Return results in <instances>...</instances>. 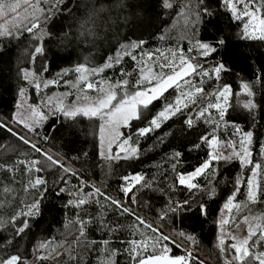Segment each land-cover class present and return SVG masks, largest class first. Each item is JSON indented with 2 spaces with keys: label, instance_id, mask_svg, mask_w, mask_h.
I'll use <instances>...</instances> for the list:
<instances>
[{
  "label": "snow or ice",
  "instance_id": "snow-or-ice-1",
  "mask_svg": "<svg viewBox=\"0 0 264 264\" xmlns=\"http://www.w3.org/2000/svg\"><path fill=\"white\" fill-rule=\"evenodd\" d=\"M130 7L133 5L128 0H87L82 10L80 0H0V20L3 21L0 23V39H16L27 32L35 41L28 53L30 65H35L39 57L45 56V38L53 36L49 25L64 13L75 16L79 11L81 15L76 32L65 31V39L91 38L90 42L94 44L99 31L107 29L115 40L101 63L93 64L89 57H84V62L62 69L54 79L44 78V73L49 71L47 60L40 63L39 69L32 66L18 68V77L24 84L17 89L19 99L16 111L11 120L0 119V129L7 130L42 159L0 162V172L5 174V178L12 183H21L23 192L32 197L31 203L21 200L20 207L7 219L0 218V231L9 227L13 230L10 238H0V264H30L18 251L12 254L8 249L15 237L22 236L31 228V219L40 215L41 202L48 192L49 182L43 175L37 174L52 168L59 169L62 174L53 181L54 185H68L70 177H78V173L68 167L63 158L58 159L43 151L28 136L15 131L10 126L13 122L29 133L39 135L37 129L50 117L62 116L69 121L83 117L97 121L99 155L105 161L113 162L139 157L138 142L133 135L122 132V128L131 127L133 121H143L146 126L138 128L134 135L144 137L177 115L186 117L184 123L189 129L200 120L211 125V131L200 136V141L209 151L207 159L192 172H176V163L171 165L176 176L169 190L175 192L177 186H183L190 195L182 201L169 197L158 219L173 222L177 215L192 211L194 204L199 215L207 217V205L197 202L194 193L204 192L214 196L215 187L210 178L218 174L217 165L238 162L241 174L235 178L233 190L221 209V218L216 221L219 231L214 247L221 264H264V143L260 144L261 161H254V132L244 131L238 124L226 119L229 109L233 108L232 98L243 95L247 99L237 106L248 112L252 126H255L258 110H264V105L254 99L255 86L264 85V76L257 75L255 82L241 79L239 92L234 91L232 85L221 83L224 74L232 71L225 59L231 37L218 34L209 39L199 38L200 26L211 23L217 15L210 0H160V7L173 13L165 27L169 34L176 30V43L151 51L145 50L147 40L132 39L127 35L121 37L119 34L118 29L129 24V16L123 13ZM216 7L227 12L231 20L240 23V39L264 42V0H217ZM168 38L169 35L164 33L159 36L160 40ZM181 42L187 43V47ZM209 57L214 62L206 67L200 61ZM126 58L134 62L131 72L122 66ZM112 69L119 71L118 79L105 75ZM70 76L74 79H66ZM210 83L216 87L206 91L205 85L210 86ZM61 84L68 91L48 95L41 99L40 104H28L26 86L40 93ZM169 90L174 93L171 98L165 95ZM68 97L74 99L69 101ZM158 100L164 103L160 110L152 113V105ZM41 106L47 108V113L41 110ZM222 127H231V137L222 139L216 135L217 129ZM160 140L163 142V137ZM193 147L199 148L200 144ZM10 150L15 151V148ZM181 155L176 152L172 159L178 160ZM245 172L250 173L246 178ZM17 173H21V180L16 179ZM202 178L208 181L207 185L198 182ZM121 180L124 183L120 193L124 200L108 196L100 187L83 180L72 188L59 187L57 195L67 192L72 197L65 207L80 209L84 215L77 212L75 218L65 225L70 230L67 235L75 233L71 243L66 237L59 241H41L34 251H46L47 255H36V260L67 256L72 264H82L83 255L79 249L88 252L98 246L103 253L99 264H118L117 258L122 252L127 255L129 264H205V260L193 251L192 246L197 243L194 235L176 229L166 233L163 227L149 223L129 206L138 203L135 190L151 188L152 183L141 173L124 175ZM242 188L246 192L243 193V201H240L237 196ZM4 191L12 192L14 189L4 187ZM91 204L110 209L117 216L132 217L134 223L128 229L139 238L121 239L118 233L122 232L123 226L118 222L110 223L104 211L89 215L87 207ZM92 224H96L106 238L90 239L88 233ZM141 229H147L152 235ZM116 241L122 248L113 246ZM184 241L188 242V247H185ZM174 248L182 254H173ZM61 264L65 262L61 261Z\"/></svg>",
  "mask_w": 264,
  "mask_h": 264
},
{
  "label": "trees",
  "instance_id": "trees-1",
  "mask_svg": "<svg viewBox=\"0 0 264 264\" xmlns=\"http://www.w3.org/2000/svg\"><path fill=\"white\" fill-rule=\"evenodd\" d=\"M87 0H80L81 10ZM128 3L133 7L127 8L124 15L129 16V24L121 26L119 34L121 37L127 35L132 39L143 38L148 41L145 50L151 51L156 48H167L176 43L174 36L176 30L171 34L168 33L165 25H168L172 19V11L165 10L160 7V0H128ZM213 10L217 15L211 23H205L200 26L199 38L209 39L218 34L229 35L231 41L229 43L226 61L229 63L232 71L224 74L221 83L232 85L234 91L239 92L240 80L256 81L257 75L264 76V42L248 41L240 39L238 33L240 31V23L230 19V16L223 9L216 7L217 0H210ZM75 7V4L72 5ZM21 12L23 9L20 10ZM116 13H114V16ZM11 18V17H9ZM81 19L80 12L77 11L75 16L64 13L59 15L53 23L49 25V30L53 33L52 37L46 39L45 56L39 57L35 65H30L28 53L32 50L35 41L32 40L27 32L18 36L16 39H0V119L6 122L11 120L13 113L16 111L15 105L19 99L17 89L24 82L18 77V68L32 66L39 69L40 63L47 60L49 71L44 73L45 79H54L56 74L62 69L71 67L77 63L84 62V57H89L93 64L102 62V57L109 52L111 45L115 43L107 29L99 31L95 43H91V38L87 40H78L72 38L65 39L63 33L70 31L75 33L78 22ZM0 23H3L0 20ZM115 28V25L113 26ZM179 27V25H178ZM164 33L169 35L168 39L160 40L159 36ZM111 43H110V42ZM184 43L185 48L187 43ZM243 54V55H241ZM247 57V58H245ZM201 63L205 66L211 65L214 61L209 57L207 60L201 59ZM123 68L131 72L134 67V62L130 58H126L123 63ZM239 74V76L237 75ZM106 76L119 78L117 69L109 70L105 73ZM74 76L66 77V79ZM207 91H211L216 87L214 83H210ZM28 88L27 95L30 101L35 104H40L42 98L50 95L53 87L37 93L31 86ZM60 88L65 86L58 85ZM255 100L261 105H264V85L256 84ZM166 96H171L173 93H166ZM247 99L243 95L234 96L232 98L233 108L229 109L226 119L230 122H235L243 128L244 131L252 130L253 136V160L261 161L260 144L264 143V110H258L256 124L252 126L251 116L242 107L237 106L239 102ZM164 101L158 100L152 105V113L160 110ZM42 110L47 113V108L41 106ZM193 115H195L193 113ZM186 117L177 115L168 120L160 129L149 133L144 137H136L134 134L140 127L146 126L143 121H133L131 127L122 128V132L126 135H133L138 142L140 149L138 159L120 160L107 162L99 155V141L97 132V121L88 120L79 117L76 121H69L62 116L50 117L49 120L42 123V126L37 129L36 133H29L23 127L10 126L21 135L28 136L33 143H36L45 152H50L58 159L63 158V162L78 173V177H70L68 185L53 184L60 173L57 168L48 169L43 175L48 180V192L45 194V199L41 202L40 215L31 219V228L25 234L15 237L12 246L8 252L15 254L17 251L26 259H28L35 248V243L38 239H54L59 241L67 239L71 243L75 239V233L67 235L70 231L65 228V225L75 218L76 213L84 212L80 209L71 206L65 207L67 201L72 199L67 192L57 195L58 188L64 186L72 188L74 185H79L80 181H86L88 184H95L100 187L108 196L124 200L125 198L120 193V187L124 183L121 177L128 174L141 173L146 180L152 183L151 188L135 190L138 199L137 204H129L131 209L142 216L154 226H161L166 233H171L173 229L184 230L196 237V245L192 246L196 254L205 260V264H221L217 258L218 253L214 247L216 237L218 235V226L216 221L221 217V209L226 201L227 196L233 190L235 178L241 174V168L238 162L229 164L221 163L217 165L218 174L211 177L212 185L215 187V195L209 196L204 192L194 193V199L197 202H203L207 205L208 215L202 217L196 210L195 204L193 210L177 215L173 222L168 220L161 221L158 219L159 213L164 209L169 197L173 200H183L189 197V193L183 186H177V190L172 192L169 190L170 184L176 176V172L189 173L207 159L208 147L200 141V136L211 131V125L203 120L197 121L195 127L189 129L184 123ZM232 129L218 128L216 135L222 139L231 137ZM47 137V139H44ZM163 137V142L160 138ZM195 144H200L199 148L193 147ZM0 162L11 163L16 159L30 160L42 159L38 153H35L30 147L23 145L15 136L11 135L7 130L0 129ZM15 148V151L10 149ZM116 147H113L115 152ZM176 152L182 155L178 160H173L172 157ZM84 153H87L85 156ZM59 154V155H57ZM74 157H79L74 159ZM176 163V172L172 170L171 165ZM110 164V167H109ZM250 173L245 172L244 178ZM21 173L16 174V179L21 180ZM201 185H207L206 179L198 181ZM4 187L14 189L12 192H5ZM163 189V191H161ZM246 192L245 188L241 189V194L237 199L243 201ZM31 203L32 197L27 196L22 190L21 183H12L5 178V174L0 172V218L7 219L13 212L20 207V201L25 200ZM98 199H100L98 197ZM102 203H106L103 202ZM104 211L106 218L110 223L118 222L123 226V230L118 235L121 239L131 240L138 239V235L132 234L128 226L134 223V219L129 216H117L110 209H102L100 205L91 204L87 207L89 215H97ZM147 235H152L147 229H141ZM13 230L9 227L5 231H0V238L11 237ZM89 238L100 240L104 237L103 233L98 230L96 224L89 226ZM185 247L189 244L184 241ZM231 243V241H229ZM114 247H121L119 241H116ZM61 251H63L61 249ZM83 255L82 264H99V260L103 258V253L97 246L91 251L85 252L83 248L79 249ZM173 254H182L178 249H173ZM43 255H47L43 251ZM51 259V258H49ZM48 260H42L40 264H49ZM57 259V258H54ZM118 264H129L127 255L123 252L118 256ZM65 264H72L67 256H62L57 259Z\"/></svg>",
  "mask_w": 264,
  "mask_h": 264
},
{
  "label": "rangeland",
  "instance_id": "rangeland-1",
  "mask_svg": "<svg viewBox=\"0 0 264 264\" xmlns=\"http://www.w3.org/2000/svg\"><path fill=\"white\" fill-rule=\"evenodd\" d=\"M209 66H210V65H209ZM209 66H206V67H209ZM205 89H206V91L208 90V86H207V85H205ZM65 91H68V89H67L66 87H64V88H60V87H58V86H55V87H53V90L50 92V95H59L60 93L65 92ZM169 92L172 93L171 90H169ZM165 94H166V93H165ZM173 95H174V93H173ZM26 98H27V102H28V104H35V103H33V102L30 101V98L28 97V95L26 96ZM72 99H74V97H68V100H69V101L72 100ZM41 110H42V108H41ZM213 114H214V113H213ZM12 124L15 125V126L22 127V126H20V125L15 124L14 122H13ZM121 131H122V130H121ZM114 146H115V145H113V147H114ZM115 151H116V149H115ZM191 172H192V171H191ZM220 218H221V217H220ZM41 241H45V240H44V239H38V240L36 241V243H35V248H36V246H37ZM35 248H34V250H35ZM36 255H43V251H41V252H35V251H33L32 255L27 259V260L30 262V264H40L41 261H37V260H36ZM57 263H58L57 259H54V258L49 259V264H57Z\"/></svg>",
  "mask_w": 264,
  "mask_h": 264
},
{
  "label": "built area",
  "instance_id": "built-area-1",
  "mask_svg": "<svg viewBox=\"0 0 264 264\" xmlns=\"http://www.w3.org/2000/svg\"><path fill=\"white\" fill-rule=\"evenodd\" d=\"M193 251H196V250L193 248Z\"/></svg>",
  "mask_w": 264,
  "mask_h": 264
}]
</instances>
